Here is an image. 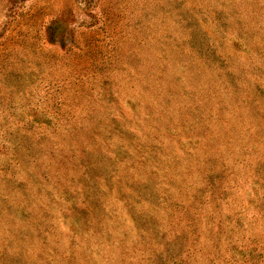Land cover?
<instances>
[{
    "label": "rangeland",
    "instance_id": "1",
    "mask_svg": "<svg viewBox=\"0 0 264 264\" xmlns=\"http://www.w3.org/2000/svg\"><path fill=\"white\" fill-rule=\"evenodd\" d=\"M0 264H264V0H0Z\"/></svg>",
    "mask_w": 264,
    "mask_h": 264
}]
</instances>
